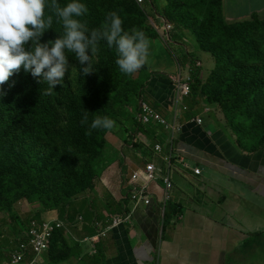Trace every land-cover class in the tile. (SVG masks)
Returning a JSON list of instances; mask_svg holds the SVG:
<instances>
[{
    "label": "trees",
    "instance_id": "obj_1",
    "mask_svg": "<svg viewBox=\"0 0 264 264\" xmlns=\"http://www.w3.org/2000/svg\"><path fill=\"white\" fill-rule=\"evenodd\" d=\"M164 1L163 10H155V13L172 23L179 31L173 39L179 42L182 35L190 33L200 50L209 54L215 62L214 70L204 81L200 80L198 70L193 71L192 93L186 100L190 110L188 118L197 115L196 108L200 107L202 99L207 106L221 110L225 117L226 127L216 130L217 135H223L229 139L224 128H230L236 137L235 144L229 140L239 156L249 159L251 155L259 154L262 159V153H264V20L260 19L257 12H253L248 13L247 17L241 20H239L240 17H236L234 21H229V10L233 3H228L226 7L225 0ZM57 2L65 6L71 0H57ZM78 2L87 7V14L77 19L87 27L89 34L93 29H101L107 14L115 11L123 21L122 27L125 32L132 34L135 31H143L150 41L159 37L149 24V17H151L149 12H146L145 8H140L134 0H78ZM48 3H51V0H48ZM150 3L149 7L154 8ZM47 15H53V25L52 29L42 35L40 43L54 41L64 34L62 22H56L51 9H46ZM66 55L68 69L62 84L53 88L51 96L42 94L48 87L46 82L39 83V78H34L23 70L0 86V93H3L0 95V142H2L0 145V214L8 212L12 215L9 211L10 202L23 191L42 193L45 190L42 180L44 173L46 172V176L48 171H53L52 167L48 168L37 161L22 160L18 155L11 153L19 139L27 136L53 140L57 138L59 141L74 144L77 152L85 159L80 172H59L64 183L63 197L67 196V190L73 185H76L77 189L70 198L67 196V200L62 204L56 201L51 207L41 204V208L45 211H52L64 208L72 198L84 193L83 191L92 190L89 181L93 176L102 174L103 165L108 161V158H105L108 146L102 157H99L101 148L106 145L105 138L108 133L114 132L126 145L133 140L132 135L139 132L148 135L149 139L157 138L156 128L140 125L134 114L128 111L132 109L137 114L139 99L144 95V91L154 87V77L153 79L143 78L145 66L138 79H133L134 74L121 73L115 63L118 58L116 48L114 46L109 48L105 40L99 41L95 53L88 52L91 56L93 72L87 76L82 70L88 66V63L81 64L74 53L67 52ZM191 64L194 68L193 61ZM142 78L143 81H141ZM153 107L158 110L159 105L155 104ZM85 115H87V123L82 124L81 121ZM104 116L114 120L117 127L112 130L97 128L91 130V135H86L92 121L96 117ZM209 130L212 131V128ZM207 133H204L202 137H207ZM159 137L161 140L165 138L162 132ZM146 155L148 150L143 152V156ZM89 202L96 203L89 197L79 200L82 204L80 210L86 211L83 215L86 223H92L93 218H100V212ZM107 203H110L111 212L125 214L127 211L123 203L110 202V200H107ZM69 207L71 212L69 218L73 219L78 210L72 204ZM170 208L169 206L165 214L166 224L172 217H177L181 213L180 207ZM38 213L35 211V214H31L27 220H21L19 225L22 227L18 228V233L21 229L29 230L31 223L37 221ZM16 220L18 217L10 216L8 222L15 225ZM86 229H91L93 232L92 227L86 226ZM245 242L249 249L260 247L264 250V230L250 232ZM69 256V252H66L59 258L63 260ZM250 256L256 258L257 253H252ZM117 260L120 258L114 257L105 264H115Z\"/></svg>",
    "mask_w": 264,
    "mask_h": 264
},
{
    "label": "crops",
    "instance_id": "obj_2",
    "mask_svg": "<svg viewBox=\"0 0 264 264\" xmlns=\"http://www.w3.org/2000/svg\"><path fill=\"white\" fill-rule=\"evenodd\" d=\"M227 2L233 3L229 10L230 15L228 19L230 21L235 20L236 17H240L239 20H241L247 17L248 13L253 12H257L259 17H261L260 19L264 20V0H227ZM156 23L162 24L161 21H156ZM190 60L195 59L190 58L188 62L182 61L184 62V66L181 67L184 77L189 76L190 68L191 71H194L189 64ZM197 61L203 64V69H207V73L203 70L206 79L214 68H211L208 62L196 59V62ZM148 94L156 98V100H150V102L159 105L161 113L167 116V108L173 97L169 83L165 82L164 84L163 82H159L156 84L154 92L149 91ZM205 108L207 107L202 103L199 108H196L197 116H201L204 121L202 127L189 123L182 124L181 132L183 130V133L179 141L175 142L179 149L173 151L171 147L162 145L163 152H157L154 149V144L149 140L141 141L133 139L129 141L128 144L135 148V150L129 149V153L137 156L148 149L156 153H168L169 150H172V156L179 155V171H183L184 173L182 176L175 174L172 177L174 188L171 191L170 209L180 207L182 214L177 217H172L168 224H166L163 240L159 243L160 208L157 199L149 206L140 207L131 226L122 227L116 231V236L113 234L102 243L95 244L97 247L100 246V253L103 257L107 258L96 259L94 261L95 264H99L103 260L107 262L114 257L120 258L115 264H229V261L232 259L238 261L242 259L239 251L248 233L264 230V218L262 215L260 216V220L255 219L253 222L254 224L251 225L241 209L240 203L246 194L243 193V190H249L247 186L239 181L221 175L210 168H204L208 171L207 176H204L203 167L201 164H196L195 162V159H197L198 163L202 161V158L192 153L198 150L206 155L217 157L236 166L248 169L253 173H257L256 167L259 164L262 165V159H260L259 154L251 155L249 159H245L243 158L244 156H239V154L234 151V147L229 139L223 135H217L218 131L216 132V130L221 129L220 124L222 123L221 118L218 116V108H212L210 111L206 112ZM186 117L188 118V115H186ZM210 128H212V131L209 130ZM204 133L208 135L205 138L202 137ZM110 142L114 146L115 151H117V141L113 139ZM127 155V159H129L130 162L131 157L129 154ZM183 155H185V158L191 164L200 165L202 168L201 176H187L191 168L186 169V162L183 160ZM131 156L133 157V155ZM112 163L113 165L111 167L102 172L99 179L100 181H98L96 185V192L101 188L99 193L104 196L99 200L93 199V201H96L94 204L93 202H89L91 205L93 204V207H96L98 212H101L102 215L109 211L108 209H111L109 208L110 203H107V200H110V202H121L127 208H130V202L125 200L128 193L126 186L131 189L142 191V187H137L135 182L121 177L122 168L121 165L119 168L117 167V165L120 164L117 163V160ZM125 163V165L129 166L126 158ZM142 163H154L158 167H162V164L156 159H142ZM137 167L139 166L136 165L133 169L128 168L125 170L128 172L132 170L133 173H135ZM139 176L143 177V174H139ZM193 179H196L200 183H204L206 179L214 180L227 190V195L220 196L217 191L213 190L211 185H202L200 186L202 189L201 191L207 195V198L198 197L196 194L189 193L183 188L180 189L177 185V183H180L182 180L193 182ZM153 181H156V179ZM159 184V187L153 185L152 190L156 194V197L161 199L163 195V183L160 182ZM215 186L216 189L219 188L218 185L215 184ZM250 192L252 191L250 190ZM94 193L93 190V196L95 195ZM151 193L154 195L153 192ZM252 194L254 196L252 201L253 208L257 211L258 205L255 203V198L264 201V197L255 192H252ZM212 195L215 197H210ZM92 197L89 198L92 199ZM20 205H23L26 210L30 212V215L35 214V211L39 212L36 214L38 215V222L44 219L60 220L61 214L64 219V221L60 220L63 223V228L54 235V241H52L48 251L36 253L31 249H27L24 253L19 254L18 261H13L12 256L18 251V247L10 251H8V248L15 240L18 241L19 245V243L26 238L28 230L21 229L18 233V228L22 226L19 224L11 225V223L8 222L10 216L24 220L17 211H15V215L2 212L1 214L7 213V215H5L9 217H7L6 225L9 229L12 228L11 231L13 232L14 238L10 240L8 236H5L4 232L0 231V264L86 263L88 260L87 258H90L88 256L86 257V255H88L87 247L79 243V246L74 248L73 246L71 247L70 243L71 241L78 243L77 240L92 236L95 232L99 231L100 228L97 229L92 225L94 221L99 220L96 218L93 219L92 223L88 222L89 224H85L83 220L80 221V225L77 223L76 225L74 224V221L80 216L81 212H83V214L86 213L85 210H80L82 204L79 203V200L73 205V207L78 210L77 216L75 215L73 219L62 215L58 209L54 211H45L41 208V204L21 202ZM67 208L70 210V207ZM40 215H42L43 218H40ZM86 226L92 227L93 232H91V229H86ZM157 237L158 245L157 248H154L153 245ZM157 249L160 251L158 260H156L155 256ZM61 250L63 254L69 252L70 256L60 260L59 257L62 255ZM91 257L94 258V255ZM72 260H76V262H70Z\"/></svg>",
    "mask_w": 264,
    "mask_h": 264
},
{
    "label": "clouds",
    "instance_id": "obj_3",
    "mask_svg": "<svg viewBox=\"0 0 264 264\" xmlns=\"http://www.w3.org/2000/svg\"><path fill=\"white\" fill-rule=\"evenodd\" d=\"M134 1L140 8H145L146 12L147 11L149 12L151 16L149 17V24L157 32L159 39H161L164 42V44H166L169 47L172 41L171 34L176 31L174 25L169 21H167L166 19L158 16L155 13V11L154 13L150 11L149 3L151 2V0H143L142 2H139V0H134ZM150 4H152V2ZM225 4H226V0L224 1V5ZM46 9H51L52 13H54L56 17L57 23L62 22L64 34L63 36H58V38H56L54 41L40 43V38L42 37V35L47 30L52 29V25H53V15L46 16ZM87 11L88 10L86 5L78 2V0H71V2L67 3L65 6H61L57 2V0H51V3H48V0H0V86L6 84L14 74H18L21 70H23L25 73H30L32 77L39 78L38 79L39 83L46 82L48 87L43 90L42 94L45 96H51L53 94V88L58 84H62V80L68 69V56L66 55V53L67 52L74 53L76 59L81 64H84L85 62L88 63V66L84 67L82 70L83 74L87 76L93 72L92 64H91V56L88 55V52L90 51L91 54L95 53L97 51V45L100 40H105L109 48L113 46L116 48L118 58L116 59L115 63L118 66L120 72L125 75L134 74L133 79H138L142 74L140 69L143 68L144 66L146 68V65L149 63V56H150L149 49L151 47L150 39L145 35L143 31H135L132 34L125 32L122 27L123 21L115 11L109 12L107 14L105 24L102 26L101 29H93L89 34L87 27L77 19V17H81L87 14ZM156 21H161L162 25L157 24ZM166 23L172 26V30L169 33H166L164 31ZM29 44L31 45L30 48H29ZM190 58L193 59L192 57H190V54L187 53V57L184 59V61L188 62ZM192 61L195 64L194 68L193 67L192 68L198 70L200 80L204 81L205 77L203 74V70H204L203 64L199 61L196 62L195 59V60H190L189 64L191 66H192L191 64ZM183 66H184V62L176 58V75L166 77V80L169 83L173 94H174L173 92L174 83L172 80L173 78L179 77L183 83L190 84V89H191L190 95L187 98L183 99V105L187 108V111L181 113L179 124L189 123L198 127H202L204 121L202 125H198L196 123L198 118H202L201 116H197V115L192 116L190 117V119L186 117V115L190 113L186 100L189 99L191 96L192 85L194 81L192 77L193 71H191V68L189 71V76L184 77L183 70L181 68ZM214 68H215V62H214ZM145 91L147 97L148 92L150 90L148 88ZM0 95H3V93H0ZM143 96L141 97L143 101L142 100L139 101L138 112L137 114H134V116L136 118V121L140 125L156 128L157 138L155 140H152L149 139L148 135H146L145 133L139 132L135 135H132L133 139L141 140V141L149 140L154 145L159 143L165 147L169 146L173 151L179 149L178 146L175 144V142L179 141L183 133V130L180 134L179 132H177L175 135H172L170 130L165 125L159 123L158 121L152 120L149 123H144L138 118V116L142 114L141 105L146 104L157 114H159L160 116L168 120L169 123H171L173 117V110L170 108V105L167 108L168 115L166 116L161 113L159 108L157 110L153 107L155 106V103L150 102V100L149 102L145 101L143 99ZM201 103L204 104L202 102V99H201ZM204 105L207 107L205 108V112L210 111V109L212 108H216V107H209L206 104ZM129 112L133 113L134 110L129 109ZM81 123L82 124L87 123V115H85L82 118ZM116 127H117L116 122L110 119L109 117L107 116L96 117L92 121L90 125V130L86 132V135H91V130L97 128L112 130L115 129ZM160 132L164 134L165 138L163 140H161V138L159 137ZM126 148L135 150V148H133L130 145H126ZM140 155H143V153H141ZM170 155L171 154L169 153L157 154L156 152H152L151 149H148V155L140 156V157L141 159H144L145 157L146 159H151V160L156 159L162 164L161 168L156 165L158 168H160L161 174L165 175L168 171V177H170L172 166L175 163H179L180 160L179 155L176 156L171 155V164L170 166H168V163L165 161V158ZM183 160L186 162V164L190 166L193 173H194L193 170L194 168H198L201 170L200 174L194 173V175L196 176L202 175V169L200 165L199 166L196 165L200 163H197L195 161L196 164H191L185 158V155H183ZM147 164L149 163L137 167L136 168L137 171L145 169ZM123 172H124V168L121 169V177H124ZM133 175L134 173L132 172L130 179L132 178ZM160 182L163 183V195L161 199H158L156 197V194L152 190V187L153 185L159 187ZM148 187L150 189V190L148 189V192L154 193V195H152L151 193L152 196L149 204L140 203L136 207L135 202L133 201L131 196L133 189L128 188L126 186L128 193L125 200L129 201L131 206L133 207L130 206V208H127L125 214L111 212L110 209H108L109 211L105 212L103 215L100 212L99 220H96L92 223V225H94L97 229L99 228L102 229L104 234V238H98L97 242L102 243L103 241L111 237L113 234L116 236V231L121 229L122 227L131 226V224H133L134 222L136 213L139 211V208L142 206H149L152 202L155 201V199H157L160 208L159 209V213H160L159 243L163 240L164 229L166 226L165 214L169 209V206H171L170 205L171 191L173 188H171L168 191L169 199L166 201L164 214H163L162 199L164 198L165 193L167 192L164 181L157 180L151 183ZM181 214L182 212L178 214V216H180ZM83 215L84 214L81 213L80 216L74 221L75 225L76 223L80 225L81 220H83L85 224H89L85 222ZM248 235L249 233L247 234V237ZM245 240L242 242L239 251L242 258L245 255H248L249 252L251 254L257 253L258 249L260 248V247L251 248V249L247 248ZM88 241H90V238H83L77 240V242L80 244H85ZM157 245H158V237L156 238L153 247L157 248ZM94 247L97 246L93 244V248ZM243 249H247V250L244 251ZM159 253L160 251L159 249H157V254H155V256L159 257ZM93 254L94 253L92 252H88V255L86 256L91 257ZM95 254L100 255L101 258L104 259L101 253H95ZM105 262L106 261H101L99 264H105Z\"/></svg>",
    "mask_w": 264,
    "mask_h": 264
},
{
    "label": "rangeland",
    "instance_id": "obj_4",
    "mask_svg": "<svg viewBox=\"0 0 264 264\" xmlns=\"http://www.w3.org/2000/svg\"><path fill=\"white\" fill-rule=\"evenodd\" d=\"M151 1H152L154 8L150 6L149 9L152 13H154L155 10L156 11L163 10L164 7L162 6L165 5L164 0H151ZM226 7H228V2H226ZM159 25H162V24H159ZM175 34H179V31L176 30L175 32L171 34L172 41L169 47L166 44H164V42L161 39H159V37H156L154 41H151V47L149 49V52H150L149 63L146 65V68H145L146 71L143 76V78H150V79L154 77V83H155L154 87L149 88L151 92H154V88L156 87V84H158L159 82H163L165 84L166 77L176 75V58L180 61H183L187 57V53H189L190 57H192L193 59H199L204 62H208L211 68H214V60L212 59V57L208 55L207 53H204L200 50L198 43L196 42V40L192 37L190 33H186L182 35V37L179 38V42H176L173 39ZM140 70L142 72L144 69L141 68ZM204 72L207 73L206 68L204 69ZM159 75H161V77H159ZM143 78L141 79V81H143ZM152 98L153 97L151 94H148L146 97V91H144L143 99L145 101L149 102V100H152V101L156 100L155 97L153 99ZM141 100L142 98L139 99V101ZM218 112H219L218 116L221 118V121H222V123L220 124L221 128H223V126L226 127V120H225V117L222 111L218 109ZM133 114H136V112L134 111ZM224 132L226 133L227 136L230 137L229 139L235 144L236 137L232 133L231 129L224 128ZM117 136L118 135H116L112 131L106 135V138H105L106 145L101 148V151L99 152V157L100 158L102 157L106 147L108 146L105 151V158H108V161L104 163L103 169L107 170L109 167L113 165L112 162H116L117 160V163H120L117 165V167L119 168L121 165V167L124 168V172H123L124 177L127 179H130L133 171L131 170L130 172H128L125 169H128V168L133 169L134 166L136 165L142 166L143 163H142V159L140 156H143V155L137 156L135 154L129 153V149L126 148V144L124 143V141ZM113 139L117 141V146H118L117 151H115L114 146L110 142ZM1 144L2 142H0V145ZM10 152L18 155V157L21 158L22 160H26L29 162L37 161L41 163L43 166H47L48 168L52 167L53 169V171H48L46 176H45L46 172L44 173V179L42 180L45 185V190L42 192L43 194L34 193V192L28 193L27 191H23L21 194L18 195L16 199L11 200L10 210H9L11 214L15 215L16 214L15 211H17L22 217V219L27 220V218L30 216V212H28L23 205H20L21 202H29L30 204L31 203L43 204V205L46 204L48 206L50 205L51 207L55 203V201L58 204H62L63 202H65L67 200V196L68 198H70V196L77 189V186L73 185L67 190V193H66L67 196L63 197L62 195H63L64 183L59 176L60 171L80 172L81 169L83 168V163L85 162V159L80 153L77 152V148L74 144H71L70 142L67 143V142L59 141L57 138L53 140L52 138L41 139L39 137H28L27 136V137L17 140L15 147ZM127 154H129L131 157L130 162H129V159H127L128 157ZM131 155H133V157ZM125 158L129 166L125 165ZM144 159H146V157ZM130 163L132 166L130 165ZM201 166L203 167V175L207 176L208 171L205 169H209V168L204 167L203 165ZM212 170L227 177V175L215 169H212ZM256 170L257 172L264 174V153H262V165H258L256 167ZM183 173H184L183 171H179V163H175L172 166V170H171L170 177H169L172 182V188H174V182H173L172 177L175 174L182 176ZM187 176L190 177V176H196V175H194V173L191 170ZM100 177L101 175H98L96 177L93 176V178L89 181V185L91 186L92 190L89 191L87 189L83 191L84 193H81L80 195H77L74 198H72L71 202L67 204V206H65L64 208H59L58 210L63 215L70 217L71 212H69L70 210L67 207H69L70 204L75 205L76 201L80 200L81 198L92 197L93 190L95 192L94 193L95 195L92 197V199H96V200L101 199V197L104 196L103 194L99 193L101 188H99L96 192V185H97V182L100 181L99 180ZM67 180H68V177L66 178V181ZM215 184L219 186L218 189H216ZM177 185L179 186L180 189L183 188L189 193L196 194L198 197L207 198V195L201 191L202 189L200 186L202 185H206V186L211 185L213 190L217 191L220 196L227 195V190L224 187L220 186V184H218L216 181L210 180V179H206L204 183H200L196 179H193V182H189L188 180H182L180 183L178 182ZM248 189L249 190H243V193H246V194L243 200L241 201L240 206H241V209L243 210V213L246 216V219L249 221L251 225H253L254 224L253 222L255 221V219L260 220L261 215L264 218V201L257 200V198H255L256 199L255 203L256 205H258L257 211H256L253 208V204H252L253 197H254L252 192L254 190L251 187H248ZM250 190L252 192H250ZM210 197H215V196L212 195ZM5 214L7 215V213ZM5 214H0V231L4 232L5 236H8L9 239L12 240L14 238L13 232L11 231L12 228L9 229V227L6 225V220L8 216H6ZM40 218H43V216L40 215ZM60 220L64 221L61 214H60ZM19 222H21L20 218L16 220V224H19ZM70 245L71 247L73 246L74 248H77L79 246V243H75L74 241H71ZM84 246L87 247L88 252H92L94 253L93 255H95L94 258L93 257L87 258L88 260L84 264H95L94 261L96 259L101 258L100 255L95 254V253L101 252L100 246L93 248V244L90 241L85 243ZM17 247H18V241L15 240L8 248V251H10L11 249L17 248ZM243 250L245 251L247 249H243ZM72 252L74 251L72 250ZM155 254H157V251ZM250 254L251 253L249 252L248 255H245L239 261L232 259L229 261V264H264V250L263 249L261 248L258 249L256 258H253L252 256H250ZM104 258L107 259L106 257ZM70 262H76V260L75 261L72 260Z\"/></svg>",
    "mask_w": 264,
    "mask_h": 264
},
{
    "label": "built area",
    "instance_id": "obj_5",
    "mask_svg": "<svg viewBox=\"0 0 264 264\" xmlns=\"http://www.w3.org/2000/svg\"><path fill=\"white\" fill-rule=\"evenodd\" d=\"M143 0H139V2H142ZM172 30V26L169 24H165L164 31L166 33H169ZM174 83V94L172 99L170 100V108L173 110V117L171 123H169L168 120L157 114L154 110H152L149 106L146 104L141 105L142 114L138 116V118L143 121L144 123H149L152 120L158 121L159 123L165 125L171 132L172 135H175L179 130L181 129L182 124H179V119L181 117V113L184 111H187V108L183 105V99L187 98L190 95V84L183 83L182 80L178 78H173ZM196 123L198 125L203 124V119L198 118ZM161 144H156L155 146L158 147ZM161 154V153H157ZM165 161L168 163V166L171 164V155L165 158ZM186 168H190L188 164H186ZM195 174H200L201 170L198 168H194ZM139 174H143L142 176H139ZM163 180L166 186V193L164 198L162 199L163 202V208L162 213L164 214L165 204L166 201L169 199L168 191L172 188V182L170 178L168 177V171L165 175L161 174L160 168H158L155 164L149 163L146 165L145 169L138 170L132 178L131 181L136 183L137 187H142V191H138L136 189L132 190V199L135 202L136 207L142 203V204H149L151 201V193L148 192V186L155 182L153 180ZM135 207V208H136ZM134 208V209H135Z\"/></svg>",
    "mask_w": 264,
    "mask_h": 264
},
{
    "label": "bare ground",
    "instance_id": "obj_6",
    "mask_svg": "<svg viewBox=\"0 0 264 264\" xmlns=\"http://www.w3.org/2000/svg\"><path fill=\"white\" fill-rule=\"evenodd\" d=\"M180 132L181 129L179 130V133ZM154 149L157 152H163L162 145L158 147L154 145ZM168 153L172 155V150H169ZM62 228H63V223L59 219L56 220L44 219L40 222H38V220L33 221L31 223L29 230L27 231L26 238L19 243L18 251L14 253V255L12 256V260L18 261L19 254L24 253L27 249H31L36 253H42L48 251L54 239V235ZM87 238H90V241L93 244L99 243L97 242V239L104 238L102 229H100L99 231L95 232L92 236H89ZM156 260H158V257H156Z\"/></svg>",
    "mask_w": 264,
    "mask_h": 264
},
{
    "label": "water",
    "instance_id": "obj_7",
    "mask_svg": "<svg viewBox=\"0 0 264 264\" xmlns=\"http://www.w3.org/2000/svg\"><path fill=\"white\" fill-rule=\"evenodd\" d=\"M192 153H195L202 158V161H199V163L204 167L215 169L231 179L244 183L251 187L254 190L253 192L264 197V174L260 172L253 173L248 169L236 166L220 158L206 155L198 150ZM195 161L198 163L197 159H195Z\"/></svg>",
    "mask_w": 264,
    "mask_h": 264
}]
</instances>
